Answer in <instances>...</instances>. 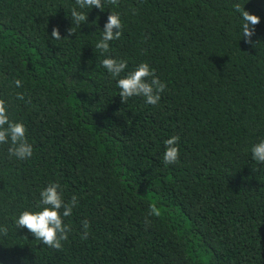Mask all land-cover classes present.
Returning <instances> with one entry per match:
<instances>
[{
    "label": "trees",
    "instance_id": "1",
    "mask_svg": "<svg viewBox=\"0 0 264 264\" xmlns=\"http://www.w3.org/2000/svg\"><path fill=\"white\" fill-rule=\"evenodd\" d=\"M75 6L0 0V99L33 145L23 161L0 145V264H264V165L250 151L264 138V0H104L80 26ZM237 8L260 18L251 42ZM111 12L122 29L108 54L151 66L166 85L156 105L123 102L101 64ZM53 182L78 201L59 249L15 224Z\"/></svg>",
    "mask_w": 264,
    "mask_h": 264
},
{
    "label": "clouds",
    "instance_id": "2",
    "mask_svg": "<svg viewBox=\"0 0 264 264\" xmlns=\"http://www.w3.org/2000/svg\"><path fill=\"white\" fill-rule=\"evenodd\" d=\"M103 4L104 0H75L76 6L72 9L70 16L73 24L80 26L86 22L85 9L97 8L102 10ZM236 11L242 21L240 26L241 39L251 42L254 26L259 23L260 18L245 11L244 8H237ZM121 29L122 22L119 14L111 12L101 30L100 39L95 44V49L107 54L102 59L101 64L106 72L116 80L119 96L123 102L132 97H142L146 104L156 105L160 101V93L165 90L166 85L155 75L151 66L146 62H141L129 70L128 61L108 54L110 42L120 38ZM72 33L70 29L69 34ZM51 36L54 40L61 39L57 28L52 30ZM14 85L16 88H20L22 81L15 79ZM18 99H24L23 95L18 94ZM178 140V136H172L164 142L163 162L165 165H172L177 162L179 158ZM0 145L9 146L7 151L10 158L23 161L33 156V145L27 138L25 124L10 118L8 104L3 99H0ZM250 151L251 159L258 165H264V138L253 143ZM77 204L78 201L75 196L70 202H66L60 185L53 182L41 189L36 207L22 211L15 218V224L19 228H26L43 244L59 249L62 246L61 242L67 239L69 232V225L65 223V219L72 215ZM151 214L158 216L159 212L152 208ZM87 226L88 222L84 221L83 238L88 236Z\"/></svg>",
    "mask_w": 264,
    "mask_h": 264
}]
</instances>
